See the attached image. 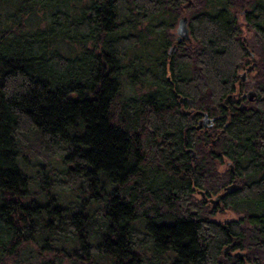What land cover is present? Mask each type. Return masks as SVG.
Masks as SVG:
<instances>
[{
    "label": "trees",
    "instance_id": "trees-1",
    "mask_svg": "<svg viewBox=\"0 0 264 264\" xmlns=\"http://www.w3.org/2000/svg\"><path fill=\"white\" fill-rule=\"evenodd\" d=\"M0 264H264V0H0Z\"/></svg>",
    "mask_w": 264,
    "mask_h": 264
},
{
    "label": "rangeland",
    "instance_id": "rangeland-1",
    "mask_svg": "<svg viewBox=\"0 0 264 264\" xmlns=\"http://www.w3.org/2000/svg\"><path fill=\"white\" fill-rule=\"evenodd\" d=\"M236 16H237V20H238V23H239V25L241 26V31H242V38L245 40V42H246V44H248V46L250 47V49L253 51V52H255V55H254V59H255V61H254V63L256 64L257 63V55L256 54H258V46L257 45H255L256 43H255V34H254V32L252 31V29L251 28H249V26L247 25V22H246V20L244 19V17H243V15L238 11V13L236 14ZM174 29H175V27L172 29V34H174ZM249 62H248V64L247 65H250V63L252 62V60L251 59H249L248 60ZM245 72L246 71H244V68L243 67H241L239 70H238V73L241 75H243V74H245ZM245 76H246V74H245ZM250 76H251V74L249 75V79H248V83H247V85H246V87L244 88L243 87V89L245 90V93L247 92V91H250L251 90V88H250ZM248 87V88H247ZM241 90L240 91V87H238L237 88V92L239 93L238 95H237V97L240 95V94H242V91H244V90ZM137 92L138 91H141L140 90V88L138 87L137 89H135ZM142 91H143V89H142ZM240 91V92H239ZM226 99L227 98H225L224 100H223V104H226L227 103V101H226ZM190 109V108H189ZM200 133H202V132H200ZM230 165H231V163L228 161V160H224V164H222V165H220V166H218V170L220 171V172H222V171H224L225 170V168L226 167H230ZM194 197L196 198V199H201V198H203V194L201 193V192H195L194 193ZM211 197V199H213L214 200V198H215V195H212V196H210ZM209 201H211V200H209ZM210 203V202H209ZM240 216V213H237V212H233V211H231V210H225V212H222L221 214L220 213H217L215 216H213V219L214 220H216V221H219V222H226V221H231V220H234V219H236V218H238Z\"/></svg>",
    "mask_w": 264,
    "mask_h": 264
},
{
    "label": "flooded vegetation",
    "instance_id": "flooded-vegetation-1",
    "mask_svg": "<svg viewBox=\"0 0 264 264\" xmlns=\"http://www.w3.org/2000/svg\"><path fill=\"white\" fill-rule=\"evenodd\" d=\"M239 12L243 15V12L241 10H239ZM183 16L184 15L179 16L177 18L176 23H175V26H174L175 29H174V34H173L174 35L173 36V42L171 43V45L169 46V48L167 50V53H168L169 57H171L174 54L177 43H180L182 41H190V39H191L190 38V32H189V39H184V38H181L180 40L177 39L178 22L181 19V17H183ZM187 26H188V19H187ZM188 29H189V27H188ZM171 32H172V30H171ZM250 54H253V53L250 52ZM251 65H253L251 70H247L248 67L251 66ZM254 65H255V63L251 62L250 65H247L246 70H244V71L252 72V69H254ZM246 72H245V74H246ZM245 74H243L244 78H242V74H241L242 80H245V77H246ZM249 92L250 91H247L246 93L243 92L238 97H237V93L235 92L234 94L231 95V97H227V102H228V99H230L231 100V105H233V107L235 109L244 110V109H246V106L248 104L247 102L252 101V100H249ZM254 97H256V95L253 96V98ZM225 108L227 109V106H225ZM184 113L186 115L192 116V117L196 116V114H197V112L195 110H193L192 108L191 109H186V110L184 109ZM205 115L206 114L201 113V116L196 119V125L194 127L199 132L207 131L206 133L208 134V136L212 137L213 136L212 135V130H210V127L212 126V120L210 118H208V116H207L208 119H206V122H204L205 121V117H204Z\"/></svg>",
    "mask_w": 264,
    "mask_h": 264
},
{
    "label": "water",
    "instance_id": "water-1",
    "mask_svg": "<svg viewBox=\"0 0 264 264\" xmlns=\"http://www.w3.org/2000/svg\"><path fill=\"white\" fill-rule=\"evenodd\" d=\"M181 38L189 39V29L187 26V17H185V16L181 17V19L178 22V26H177V39L180 40ZM251 60L254 63L255 59H254L253 54H251ZM252 66L253 65L249 66L247 70H251ZM242 78H244V75H242ZM255 95L256 94L253 91H250L249 92V100H253V96H255ZM226 101H227V99H226ZM204 117H205L204 122H206V119H208L207 115H205ZM230 169H232L231 165H230ZM230 188L231 187H227V190H231ZM218 199H219V196H217L215 198V202H217Z\"/></svg>",
    "mask_w": 264,
    "mask_h": 264
}]
</instances>
